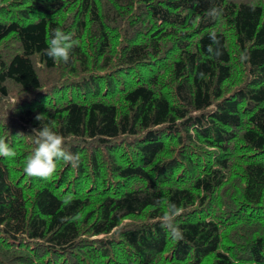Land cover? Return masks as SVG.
<instances>
[{
  "label": "trees",
  "instance_id": "16d2710c",
  "mask_svg": "<svg viewBox=\"0 0 264 264\" xmlns=\"http://www.w3.org/2000/svg\"><path fill=\"white\" fill-rule=\"evenodd\" d=\"M53 124L79 164L31 177ZM0 136V264H264V0H0Z\"/></svg>",
  "mask_w": 264,
  "mask_h": 264
},
{
  "label": "clouds",
  "instance_id": "9594fccd",
  "mask_svg": "<svg viewBox=\"0 0 264 264\" xmlns=\"http://www.w3.org/2000/svg\"><path fill=\"white\" fill-rule=\"evenodd\" d=\"M222 12L223 9L214 7L208 10L207 15L210 18H218L222 15ZM209 35L213 44L218 43L215 33ZM76 43L72 33H66L61 28H55L51 32L48 47L45 50L46 55L56 62L68 63ZM219 54V50H217L216 55ZM249 55L247 52H242L241 59L247 60ZM43 118L48 117L45 114H37L35 117L38 121ZM54 127V124L46 125L39 130H33L36 148L26 160L24 171L27 175L48 179L55 173L59 161L72 166L79 164V154L73 153L64 147V137L54 130ZM15 136H24V134L18 132ZM14 156L15 151L7 142V137L0 136V157L11 158ZM165 208L166 211L162 216L163 226L169 230L173 238H182V229L176 222V218L182 214V209L171 201L165 202Z\"/></svg>",
  "mask_w": 264,
  "mask_h": 264
}]
</instances>
